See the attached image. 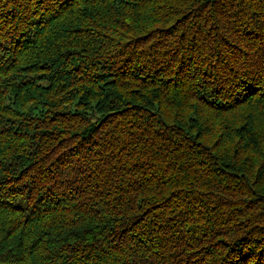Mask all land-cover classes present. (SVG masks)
I'll return each instance as SVG.
<instances>
[{
  "label": "trees",
  "instance_id": "trees-1",
  "mask_svg": "<svg viewBox=\"0 0 264 264\" xmlns=\"http://www.w3.org/2000/svg\"><path fill=\"white\" fill-rule=\"evenodd\" d=\"M0 264H264V0H0Z\"/></svg>",
  "mask_w": 264,
  "mask_h": 264
}]
</instances>
